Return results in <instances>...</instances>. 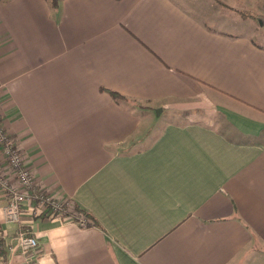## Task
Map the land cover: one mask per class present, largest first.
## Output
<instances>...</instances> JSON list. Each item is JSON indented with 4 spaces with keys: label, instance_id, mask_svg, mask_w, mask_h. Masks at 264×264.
I'll list each match as a JSON object with an SVG mask.
<instances>
[{
    "label": "crops",
    "instance_id": "crops-1",
    "mask_svg": "<svg viewBox=\"0 0 264 264\" xmlns=\"http://www.w3.org/2000/svg\"><path fill=\"white\" fill-rule=\"evenodd\" d=\"M219 1L0 0L2 123L94 221L0 192V264L17 230L37 264H264V0Z\"/></svg>",
    "mask_w": 264,
    "mask_h": 264
},
{
    "label": "built area",
    "instance_id": "built-area-1",
    "mask_svg": "<svg viewBox=\"0 0 264 264\" xmlns=\"http://www.w3.org/2000/svg\"><path fill=\"white\" fill-rule=\"evenodd\" d=\"M0 192L7 200L1 209V217L7 223L18 224L22 207L27 205L34 214L63 216L80 228L88 225L86 217L75 211L72 201L50 196L48 191L36 183L19 140L7 132L1 118ZM14 239L15 248L20 251L23 264H37L38 242L35 238L17 230Z\"/></svg>",
    "mask_w": 264,
    "mask_h": 264
},
{
    "label": "trees",
    "instance_id": "trees-1",
    "mask_svg": "<svg viewBox=\"0 0 264 264\" xmlns=\"http://www.w3.org/2000/svg\"><path fill=\"white\" fill-rule=\"evenodd\" d=\"M49 1V4L54 7L57 5V1L58 0H48ZM217 3H219L220 5H224L223 3H221L219 0H215ZM240 17L244 18V19H253V20H256L257 17L254 16L252 13L248 12V11H237L236 12ZM108 93L110 94V96L112 97V99L116 102H121V101H124V98L120 95V94H117L116 92H113V91H110V90H107ZM74 209L75 211L77 212H80L82 213L86 219H87V224L88 225H91L94 223L93 219L90 217V215L86 214L84 210H81L79 208H77L76 206H74ZM4 253V250L2 248V246L0 245V254Z\"/></svg>",
    "mask_w": 264,
    "mask_h": 264
},
{
    "label": "rangeland",
    "instance_id": "rangeland-1",
    "mask_svg": "<svg viewBox=\"0 0 264 264\" xmlns=\"http://www.w3.org/2000/svg\"><path fill=\"white\" fill-rule=\"evenodd\" d=\"M262 21H261V24L259 23V25L257 26V25H255V28L253 29V28H249L248 30H246L245 28H244V30L246 31V32H251L252 33V35L255 37V39L256 40H258L259 42H262L263 44H264V16H263V18L261 19ZM241 29L242 28H239V27H235V30L236 31H241ZM232 30H234V29H232ZM5 205V204H4ZM3 205V206H4ZM16 249V248H15Z\"/></svg>",
    "mask_w": 264,
    "mask_h": 264
}]
</instances>
